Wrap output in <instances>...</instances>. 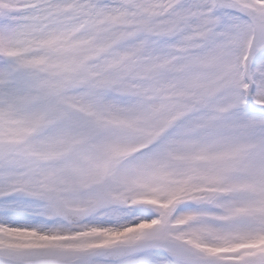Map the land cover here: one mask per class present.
I'll return each instance as SVG.
<instances>
[{"label":"snow or ice","instance_id":"snow-or-ice-1","mask_svg":"<svg viewBox=\"0 0 264 264\" xmlns=\"http://www.w3.org/2000/svg\"><path fill=\"white\" fill-rule=\"evenodd\" d=\"M0 264H264V0H0Z\"/></svg>","mask_w":264,"mask_h":264}]
</instances>
